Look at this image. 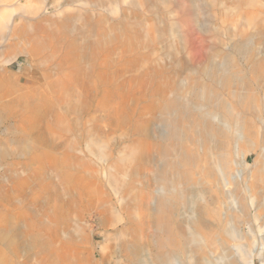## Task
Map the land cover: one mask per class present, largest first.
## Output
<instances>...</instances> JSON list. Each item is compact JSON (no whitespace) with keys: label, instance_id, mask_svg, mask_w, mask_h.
I'll return each mask as SVG.
<instances>
[{"label":"rangeland","instance_id":"rangeland-1","mask_svg":"<svg viewBox=\"0 0 264 264\" xmlns=\"http://www.w3.org/2000/svg\"><path fill=\"white\" fill-rule=\"evenodd\" d=\"M79 2L0 0V264H160L153 200L163 157L159 127L132 124L119 108L115 119L99 111L92 57L87 74L80 72ZM262 8L255 19L264 24ZM224 14L227 21L213 13L209 31L199 32L208 45L223 47L249 26L245 14ZM240 67L249 83L252 74ZM195 71L187 66L183 75L206 82ZM204 146L183 140L181 160L193 170L191 155H200L208 184ZM222 230L200 233L226 238ZM255 264L263 263L255 257Z\"/></svg>","mask_w":264,"mask_h":264},{"label":"bare ground","instance_id":"bare-ground-1","mask_svg":"<svg viewBox=\"0 0 264 264\" xmlns=\"http://www.w3.org/2000/svg\"><path fill=\"white\" fill-rule=\"evenodd\" d=\"M69 2L76 0H64ZM77 2L80 72L87 74L92 57L99 111L105 108L115 119L119 108L132 124L159 127L155 137L163 143V157L153 200L160 264H255V257L264 264V24L255 19L264 0ZM87 12L93 14L90 22ZM230 12L245 14L249 26L237 29L223 47L208 45L199 32L209 31V17L215 13L225 22ZM223 26L215 28L225 31ZM242 64L252 74L249 83ZM187 66L206 82H191L183 75ZM147 109L154 112L146 116ZM185 139L199 148L205 142L203 174L212 183L202 181L200 155H191L193 170L183 168ZM221 228L226 238L210 233ZM204 229L209 236L200 233ZM218 244L229 251L215 252Z\"/></svg>","mask_w":264,"mask_h":264}]
</instances>
